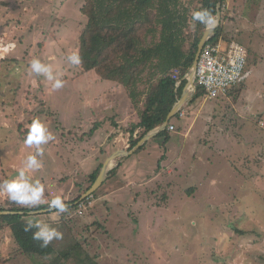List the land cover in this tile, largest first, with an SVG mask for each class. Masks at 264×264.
<instances>
[{
  "label": "rangeland",
  "instance_id": "rangeland-1",
  "mask_svg": "<svg viewBox=\"0 0 264 264\" xmlns=\"http://www.w3.org/2000/svg\"><path fill=\"white\" fill-rule=\"evenodd\" d=\"M234 3L221 23L248 52L239 86L185 104L170 142L118 158L70 209L108 157L130 151L138 115L117 133L125 140L101 144L130 100L78 62L83 0H0V208L49 209L26 220L57 251L25 255L0 225V264H264V0ZM117 174L131 185L117 191Z\"/></svg>",
  "mask_w": 264,
  "mask_h": 264
},
{
  "label": "trees",
  "instance_id": "trees-1",
  "mask_svg": "<svg viewBox=\"0 0 264 264\" xmlns=\"http://www.w3.org/2000/svg\"><path fill=\"white\" fill-rule=\"evenodd\" d=\"M83 1L85 6L81 11L88 23L80 36L78 62L84 72L94 71L101 79L116 82L125 88L139 118L130 132L134 134L139 129L143 131L132 142V150L144 136L166 122L188 83L187 75L194 64L198 45L208 23L216 18L219 2L222 1L223 14L228 0ZM223 37L224 28L221 23L211 43L221 39L227 44L231 43ZM176 70L180 72V87L172 78ZM205 95L206 92L198 87L190 103H195ZM98 128L99 123L93 127L89 136H93ZM156 138H162L163 145H166L171 135L166 130ZM102 166L90 176L92 184ZM117 169L110 173V177L115 175ZM80 198L68 203L74 205L70 209L79 208L82 203L75 204ZM35 210H40V207ZM4 211L16 213L0 215V225L10 229L14 242L25 255L39 258L56 255L57 251L42 226L26 220L28 213L34 210L0 208V212Z\"/></svg>",
  "mask_w": 264,
  "mask_h": 264
},
{
  "label": "built area",
  "instance_id": "built-area-1",
  "mask_svg": "<svg viewBox=\"0 0 264 264\" xmlns=\"http://www.w3.org/2000/svg\"><path fill=\"white\" fill-rule=\"evenodd\" d=\"M247 59L248 52L240 44L232 42L223 46L222 42L218 41L207 45L197 67V87L204 90L209 98L227 96L244 78ZM172 78L179 87L181 80L178 70L174 71ZM175 130L174 125L169 126V131Z\"/></svg>",
  "mask_w": 264,
  "mask_h": 264
},
{
  "label": "water",
  "instance_id": "water-1",
  "mask_svg": "<svg viewBox=\"0 0 264 264\" xmlns=\"http://www.w3.org/2000/svg\"><path fill=\"white\" fill-rule=\"evenodd\" d=\"M222 1L219 2L218 4V9H217V16L216 20L209 25L207 28L202 40L200 41L198 45V51L194 60V64L191 68V70L188 73V83L185 86L183 90L182 97L180 100L175 104L173 107L172 111L169 113L166 122L161 126L160 128L148 133L146 136H144L138 144L130 151L126 150H118L116 151L113 155H111L103 165L101 172L97 178V180L94 182V184L90 187V189L81 197L80 201H83L87 198L92 197L105 183L107 178L109 177V173L113 168L114 161H116L118 158H121L123 160L130 158L133 154L137 153L144 145L148 143V141L156 138L160 133L164 132L167 130L169 123L171 120L176 117V115L180 112L182 107L189 103L191 99L193 98L196 90V84H195V77H196V67L198 64L199 57L201 55V52L206 44V42L210 39H212L215 36L216 29L220 26L221 21H222ZM10 214H16L15 212H10V211H4L0 212V215H10ZM19 214L23 215V212H19ZM30 215L36 214V212H30L28 213Z\"/></svg>",
  "mask_w": 264,
  "mask_h": 264
},
{
  "label": "crops",
  "instance_id": "crops-1",
  "mask_svg": "<svg viewBox=\"0 0 264 264\" xmlns=\"http://www.w3.org/2000/svg\"><path fill=\"white\" fill-rule=\"evenodd\" d=\"M244 1V0H243ZM240 2L242 3V0H240ZM234 3V0H231L230 2H228L227 1V4H228V9H229V7L231 6V4H233ZM234 5H235V3H234ZM231 9V8H230ZM261 9L262 10H264V3H262V5H261ZM230 25H231V23H229ZM224 41V40H223ZM224 43H225V45L227 44L225 41H224ZM232 43V42H231ZM180 87V86H179ZM197 92V91H196ZM196 92H195V94H196ZM195 94H194V96H195ZM128 96V95H127ZM130 100V99H129ZM182 111V110H181ZM181 111H180V113H179V117H180V114H181ZM129 117H134V110H133V108H132V103H131V101H130V107H129V109H127L126 110V112H125V115H123V117H121V119H119V121H116V120H114L113 121V124H112V131H110V132H108V133H106V135H105V138H104V142H102L101 144H103V145H105L107 142L109 143V142H111V141H113L114 143H118V141H120L121 139L120 138H123V140H125L124 139V135H120L119 137L118 136H116L117 135V133L118 132H121V130H122V128L123 127H126V124H127V121H128V119H129ZM126 118H128L127 120H126ZM131 122L133 123H135V124H137L138 123V121L136 122V120H132V118H131ZM172 122V121H171ZM170 122V123H171ZM97 123H99V122H97ZM171 124H173V123H171ZM99 127H100V124H99ZM99 129V128H98ZM168 130V129H167ZM169 131V130H168ZM176 131V130H175ZM174 131V132H175ZM138 133H140V129L139 130H137L134 134H131V137H136L137 136V134ZM170 133V135H171V133L172 132H169ZM99 134V131L97 130L96 132H95V134L94 135H98ZM111 139V140H110ZM132 142V141H131ZM96 144H98V143H96ZM104 147V146H103ZM101 152H102V150H101ZM113 155V154H112ZM109 158V157H108ZM117 161V160H116ZM115 162V161H114ZM119 166H121V165H118V167ZM102 169V168H101ZM121 177V179H119V180H121L123 183H125L123 186H122V188L121 189H119V190H117V191H121V190H124V188H128L130 185H131V183L130 182H128V180H123L126 176L125 175H118L117 174V177ZM108 178H110V176L108 177ZM122 182H121V184H122ZM101 189V188H100ZM99 189V190H100ZM111 189V188H110ZM110 189H108V191L107 192H111V191H113L112 189L110 190ZM110 190V191H109ZM106 192V193H107ZM113 194L115 193V191H113L112 192ZM85 194V193H84ZM107 194H109V193H107ZM109 195H111V194H109ZM108 195V196H109ZM93 197H94V195H93ZM92 198V197H91ZM90 199V198H89ZM89 199H87V200H84V201H88ZM84 201H82V202H77L75 205H78L79 203H84ZM81 204V205H82ZM80 205V206H81ZM56 206V205H55ZM53 207V208H51V209H54V211H56L60 206H58V207ZM79 206V207H80ZM46 211H48L49 212V209H47ZM48 212H43V213H48ZM40 215V214H39Z\"/></svg>",
  "mask_w": 264,
  "mask_h": 264
},
{
  "label": "bare ground",
  "instance_id": "bare-ground-1",
  "mask_svg": "<svg viewBox=\"0 0 264 264\" xmlns=\"http://www.w3.org/2000/svg\"><path fill=\"white\" fill-rule=\"evenodd\" d=\"M220 25H221V24H220ZM219 27H220V26H219ZM219 27H218V28H219ZM218 28H217V29H218ZM217 29H216V30H217ZM215 33H216V32H215ZM220 41L222 42V44H224V43H223L224 41H223L222 39H221ZM209 44H211V39L208 40V41L206 42V44H205V46H204V48H203V50H202V52H201V55H202V53H203L205 47H206L207 45H209ZM201 55H200V57H199L198 63H199V61H200ZM197 67H198V64H197ZM197 67H196V73H197ZM195 75H196V74H195ZM187 76H188V75H187ZM195 84H196V77H195ZM197 88H198V87H197V85H196V90H195V92L197 91ZM181 97H182V96H181ZM193 97H194V96H193ZM179 100H180V99H179ZM179 100H178V101H179ZM183 107H184V106H183ZM183 107H182V109H183ZM182 109H181V110H182ZM181 110H180V111H181ZM179 113H180V112H179ZM179 113H178V114H179ZM178 114H177V115H178ZM177 115H176V116H177ZM170 125H173V124H170ZM170 125H168V128H167L168 130H169V126H170ZM169 132H171V131H169ZM102 167H103V166H102ZM112 170H113V169H112ZM112 170H111V171H112ZM111 171H110V173H111ZM100 172H101V171H100ZM110 173H109V176H110ZM97 178H98V177H97ZM107 179H108V178H107ZM96 180H97V179H96ZM106 181H107V180H106ZM106 181H105V182H106ZM93 184H94V183H93ZM93 184H92V185H93ZM89 189H90V188H89ZM89 189H88V190H89ZM88 190H87V191H88ZM87 191H86V192H87ZM86 192H85V193H86ZM83 195H84V194H83ZM83 195H82V196H83ZM82 196H81V197H82ZM92 197H93V196H92ZM90 198H91V197H90ZM87 199H89V198H87ZM87 199H85V200H87ZM80 200H81V198H80ZM83 201H84V200H83ZM80 202H82V201H80ZM33 212H36V214H32V215H38V214H41V213H43V212H48V211L45 210V211H33ZM29 213H30V212H29ZM29 215H30V214H29Z\"/></svg>",
  "mask_w": 264,
  "mask_h": 264
}]
</instances>
